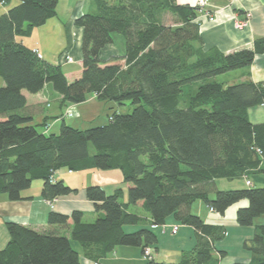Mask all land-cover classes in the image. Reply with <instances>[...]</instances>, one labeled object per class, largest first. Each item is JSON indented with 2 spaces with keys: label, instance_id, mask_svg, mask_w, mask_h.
I'll return each mask as SVG.
<instances>
[{
  "label": "trees",
  "instance_id": "obj_1",
  "mask_svg": "<svg viewBox=\"0 0 264 264\" xmlns=\"http://www.w3.org/2000/svg\"><path fill=\"white\" fill-rule=\"evenodd\" d=\"M92 1L93 9L75 20L84 32L82 72L74 79L61 64L17 40L56 16L59 0H20L0 15V193L19 200L23 190L42 179V197L54 200L77 191L54 178L57 170L116 168L129 185L128 197L124 199L121 186L108 193L89 184L87 198L101 214L94 221H83L82 210L49 213V225L73 220L71 238L83 253L66 234L7 222L10 239L0 249V264H89L82 256L101 262L120 245L142 247L148 264H167L153 256L159 237L152 227L165 225L171 215L192 226L196 235V244L171 264H221L226 251L216 241L224 239L227 227L194 213L198 200L221 215L247 200L237 209L236 220L254 226L253 236L243 242L251 257L233 264H264V223L256 222L264 214V187L249 179L251 173H264V122L253 123L249 117V108L264 104V81L226 84L216 78L251 65L264 52V39H256L253 49H206L197 4ZM114 33L125 38V53L102 59L100 51L114 41ZM47 84L62 96L63 106L84 102L93 93L104 101H130L133 110L115 111L106 124L84 129L63 119L58 133H46L39 128L45 122H33L26 111L24 92L38 93ZM243 177L251 182L248 187L216 185L219 178ZM139 202L148 216L131 210ZM142 221L148 225L125 229Z\"/></svg>",
  "mask_w": 264,
  "mask_h": 264
},
{
  "label": "crops",
  "instance_id": "obj_2",
  "mask_svg": "<svg viewBox=\"0 0 264 264\" xmlns=\"http://www.w3.org/2000/svg\"><path fill=\"white\" fill-rule=\"evenodd\" d=\"M61 1L59 0L58 2L56 16L49 18L43 25L35 27L31 35L17 37V40L39 51L43 58L53 63L61 64L66 76L69 79H74L82 72V41L84 32L83 27L77 25L75 20L78 16L93 9V1L69 0L68 2V0H65L66 4L67 2L69 4V9L64 4V8L66 7V15L64 16L59 9ZM181 1L189 2L193 5L197 4V0ZM19 3L20 0H10L9 2L0 0V15L7 13L11 7ZM243 20H247V24L243 28H239L238 25ZM197 21L199 22L200 33L206 49L215 47L225 53L244 48L253 49L256 39H264V0H209L208 4L199 11ZM116 35L114 34L112 43L101 49L100 56L102 59L107 60L125 53V38L123 39ZM64 54L72 55L74 62L65 61ZM71 64L73 65L72 67H67ZM222 75L221 79H217L226 84L238 83L248 79L255 82L264 81V52L257 54L251 65L228 71ZM24 93L27 97L26 111L33 116V122H45L43 131L46 133H50V131L59 132L66 116L62 108L64 106L61 105L60 99L62 96L54 90L52 84H47L38 93H29L27 91ZM93 97L97 98L95 94H93ZM53 100L56 102L53 103ZM79 113L78 117H82V112ZM249 117L253 123L264 122V104L249 108ZM96 169L98 168L81 171H71L67 168L57 170L54 178L63 179L65 183L72 188H76L77 191L56 198L53 201V205L49 204L48 200L41 195L42 179L34 180L29 188L23 190L22 199L19 200H11L7 193L1 192L0 248L6 246L10 239L7 227V222L9 221L24 224L40 231L50 230L66 234L71 238L73 220L70 219L68 224L64 226L49 225L48 215L51 211L71 214L74 210H82L84 212L83 221L90 222L95 220L101 214L96 212L94 202L87 198L86 187L89 184H99L107 191L106 188L109 186L111 191H107L108 193H112L119 186L122 187V185H117L118 183L116 182L104 184L100 179H95L96 177H101L100 172H96ZM124 197H126V194ZM245 205H247V200H241L231 205L224 215L211 211L208 206V209H205L202 204H197L198 209L192 211L199 214L206 222L224 224L226 227L228 223H232L234 229L240 235V241L243 243L245 239L253 236L251 235V228L243 230V228L237 226L239 225L236 220L237 209ZM137 206L142 207V203L139 202ZM176 222L177 220L171 215L163 226L152 227L149 225L159 237L158 249L153 248V256L157 261L167 264L176 263L180 259L182 250L191 249L196 244L195 229L190 225H183L177 231V234L183 232L182 239L178 243L180 244L182 240L189 247L167 250L168 237ZM258 223L262 222L258 221ZM136 229H138V226L126 230L134 231ZM72 243L75 247L76 243L73 241ZM77 249L83 253L81 246ZM220 249L226 251V256L221 260V264H233L236 261L246 262L251 257V253L248 250L238 256L237 254L231 255L230 249L226 245H223ZM82 260L90 262L84 256H82ZM101 262L105 264H148V260L143 256L142 247L130 245L118 246Z\"/></svg>",
  "mask_w": 264,
  "mask_h": 264
},
{
  "label": "rangeland",
  "instance_id": "obj_3",
  "mask_svg": "<svg viewBox=\"0 0 264 264\" xmlns=\"http://www.w3.org/2000/svg\"><path fill=\"white\" fill-rule=\"evenodd\" d=\"M68 2H69V0H68ZM68 2L66 4L65 0L61 1L59 9H60V13L63 16L66 15V10H65L66 7L64 8V6H65L64 4H66L67 9H69ZM167 18H168L167 19L168 23H173L171 16H168ZM114 34H117L116 36H119L120 38L124 39V37L121 34H118V33H114ZM66 55H69V54H64V58L66 57ZM72 66L73 65L71 64V65H68L67 67H72ZM221 76H223V75H218L216 78L221 79L220 78ZM52 102L54 103L56 101L53 100ZM180 105L185 106V103L182 102ZM62 108L64 110L65 116L67 115L70 108L73 109L72 111H73L74 115L73 116H66V118H65V121L68 124H71L75 127L84 129V128H88V127H92V126H98V125L106 124L109 121V116L112 115L115 111L131 112L133 110V105L131 104L130 101H126L125 104H119L118 102L113 101V100H108V101L100 100V99L94 98L93 93H89L86 101L81 102V103H76V104L75 103H66V105H64V107H62ZM79 112H82V114H81L82 117H78L80 115ZM39 128L43 130L44 125H40ZM55 131H57V130H55ZM50 133H52V131H50ZM53 133H58V132H53ZM90 148H91V150L94 151V145L92 143L90 144ZM96 170H97L96 172H100L99 174L101 177H96L95 179H100V181H103L104 184H106V183L108 184L110 182H116V183H118L117 185H122L124 192L126 194L125 199H127L129 186H128V183L122 182L123 181V173L120 169L114 168V169H96ZM249 179L252 181L253 186L264 187V173H260V172L251 173L249 175ZM97 181H99V180H97ZM246 181H247V179L245 177L235 178L232 180L227 179V178H219L216 181V185L219 189L242 188V187H248ZM119 182H120V184H119ZM105 187H107V186H105ZM106 189H107V191H111L109 189V186ZM210 196L214 197L215 192L212 191L210 193ZM197 204H202V206L205 209H208L207 205L203 201L198 200L193 204V207H192L193 211H196L198 209ZM131 210L133 212H136V213L141 214V215L148 214L147 211L143 207H139L137 205L132 206ZM216 213H218V212H216ZM92 221H94V220H92ZM258 221L264 223V214L256 219L257 223H258ZM146 224L148 225V222L142 221L138 224L126 225L125 229L130 230L131 228H133L135 226L142 227ZM176 224L179 225V229L183 226V224H181L178 221L176 222ZM237 226L239 228H243V230L251 228V231H252L251 235L254 234V227H252V226H245V227L244 226L240 227L241 225H237ZM227 231H228V233L224 237V239L216 241V246L218 248H220L223 245H226L230 249L231 255L237 254L238 256H240L243 252H245L246 249H244L243 243L239 239V237H240L239 233L234 229V225L232 223L227 224ZM182 234H183V232H181L180 234H177V233L174 234L173 232L170 231V236L168 237L169 241H168V249L167 250H174L177 248L178 249H185V248L189 247V246H186L187 244L183 243L182 240H181L180 244L178 243V242H180V239H182ZM72 241L76 243L75 247L80 248V245L76 240L72 239ZM0 249H2V248H0Z\"/></svg>",
  "mask_w": 264,
  "mask_h": 264
},
{
  "label": "built area",
  "instance_id": "obj_4",
  "mask_svg": "<svg viewBox=\"0 0 264 264\" xmlns=\"http://www.w3.org/2000/svg\"><path fill=\"white\" fill-rule=\"evenodd\" d=\"M208 1H209V0H197V5L200 6L201 9H203V8L208 4ZM211 18H212V17H211ZM212 19H213V18H212ZM246 24H247V20H245V21L243 20L242 22H240V24H239L238 26H239V28H243ZM40 56H42L41 53H40ZM64 59H65V61H67V62H74V58H73L71 55H66V57H65ZM72 110H73V109L70 108L66 116H73L74 113H73ZM247 183H248V184H251L250 181H247ZM54 200H55V199H54ZM54 200H48L49 204L53 205V201H54ZM211 210H212V209H211ZM177 230H178V225H174V226H173V233H176ZM150 252H151L150 249L147 248L146 251H145L146 256L149 257V256L151 255ZM89 264H105V263H103V262H99V261H93V262H89Z\"/></svg>",
  "mask_w": 264,
  "mask_h": 264
}]
</instances>
